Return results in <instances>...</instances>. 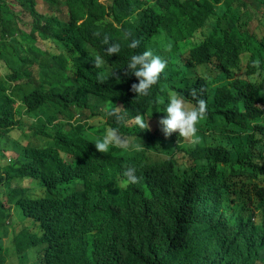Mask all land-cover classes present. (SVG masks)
I'll use <instances>...</instances> for the list:
<instances>
[{"label": "trees", "instance_id": "trees-1", "mask_svg": "<svg viewBox=\"0 0 264 264\" xmlns=\"http://www.w3.org/2000/svg\"><path fill=\"white\" fill-rule=\"evenodd\" d=\"M18 1L24 10L38 14L36 0ZM43 2L49 10L32 21L27 33L17 27L18 14L0 0V64L6 70L0 79V188L21 178L36 180L43 191L37 195L17 186L7 190L5 200L0 196V264L8 258L1 234L7 233L14 206L39 225L38 232L23 228L6 237H11L19 260L23 254L29 260L30 252L39 250L42 264H264V109L256 104L264 101V85L238 81L232 88H215L214 119L225 117L228 125L220 128L218 143L200 153L186 150L183 166L174 160L154 162L151 148L159 132L138 127L145 148L136 155L113 151L90 160L75 133L53 124L67 111L72 91L84 103L93 99L100 86L94 59L108 56L106 36L122 50L132 38L163 32L170 23L181 32L183 24L201 20L193 0H111L107 7L99 0ZM156 5L160 13L153 10ZM62 7L68 8L67 22L59 16ZM38 39L60 50L52 55V65L40 64V90L19 80L29 75L24 68L38 62L39 55L49 56L32 45ZM163 39V54L171 57L179 41L168 44L166 34ZM7 91L25 104L30 116L39 118L38 129L52 133V141L25 133L24 111L12 112L14 99ZM124 109L148 119L133 107ZM14 130L29 142L15 140ZM13 142L21 149L2 165ZM127 167L136 169L137 183L127 181ZM96 173L110 192L111 204L104 202L106 192ZM86 221L93 229L90 237Z\"/></svg>", "mask_w": 264, "mask_h": 264}, {"label": "clouds", "instance_id": "clouds-1", "mask_svg": "<svg viewBox=\"0 0 264 264\" xmlns=\"http://www.w3.org/2000/svg\"><path fill=\"white\" fill-rule=\"evenodd\" d=\"M6 2L18 14L17 27L23 15H29L32 21L37 22L38 16L45 13L38 10V0L35 5L38 14L34 15L24 10L18 0ZM193 2L196 16L201 20L191 25L183 24L181 32L179 26L170 23L164 26L163 32L146 31L140 37L132 38L122 50L119 44L110 43L107 36L104 38V43L108 45V56H95V75L100 80V86L95 89L93 99L84 103L72 91L67 99V111L53 121L54 125L62 126L64 131L76 134L80 148L90 160L113 151H123L130 155L140 153L145 147L141 143L139 127L141 130H151L152 133L159 132L155 146L151 148L156 164L174 160L183 166L187 163L186 150L200 153L206 145L218 143L217 134H223L220 128L228 125L225 117L217 116L214 119L212 88H232L233 83L238 81L264 85V0ZM14 4H18L21 9L14 10ZM42 4L45 11H48L50 5L43 1ZM153 10L157 13L162 11L158 5ZM61 15L59 13L60 18ZM61 19L67 22L69 17ZM163 34L167 35L170 45L174 40L179 41L178 51L168 58L163 55L166 46ZM38 42L32 45L43 48ZM49 43L48 48H43V52L49 56L39 55L38 62L27 65L24 69L29 75L21 76V82L33 88L43 83L44 74L40 64L52 65V55L60 53L53 42ZM53 46L56 47L54 51L50 50ZM230 49L232 53H229ZM6 93L14 99L12 112L24 111L21 126L25 133L29 137L34 135L52 141V133L48 135L46 131L38 129L39 118L30 116L25 104L13 97L10 91ZM186 99L193 101L187 104ZM256 104L264 109L263 100L256 101ZM124 106L143 112L148 119L145 120L140 114L136 116L135 112L129 115ZM105 110L113 124L106 121ZM76 115L81 117L76 118ZM13 132L19 133L17 130ZM124 132L128 136L123 137ZM23 139L27 137L20 134L19 140ZM18 149L21 147L13 142L4 152L5 158L9 162L16 158ZM124 175L129 183L138 182L134 167H127ZM16 179L21 184L15 187L29 188L37 195L43 194L37 188L36 180ZM25 180L31 181V187L22 184ZM261 183L264 186V182ZM7 184V190L13 188L9 182ZM33 223L39 230L38 223ZM41 254L42 251H39V256Z\"/></svg>", "mask_w": 264, "mask_h": 264}, {"label": "rangeland", "instance_id": "rangeland-1", "mask_svg": "<svg viewBox=\"0 0 264 264\" xmlns=\"http://www.w3.org/2000/svg\"><path fill=\"white\" fill-rule=\"evenodd\" d=\"M43 0H38V10L45 12V6L42 4ZM101 3L108 5L110 3V0H100ZM14 10L18 11L21 9V7L18 4H14ZM61 18L63 19H67L68 15H67V8L64 7L63 8V12L61 15ZM36 19V18H35ZM32 22V19L29 15H23L22 19H19L18 21V27L22 28L24 31L29 32L30 31V24ZM38 45L45 48H48L50 46L49 42H45L42 40H39ZM6 73V70L3 68V66L0 65V76L2 74ZM81 116L76 115V118H79ZM87 118V117H85ZM13 137L16 139H20V134L17 132H13L12 133ZM21 142L23 144H27L29 141L26 139L21 140ZM9 160L8 158H5L1 164L5 165L8 164ZM10 186L15 187L16 185H20L21 182L18 179H13L9 182ZM24 186H28L31 187V181L30 180H25L22 183ZM9 187V185L7 183H5L1 188H0V192H1V199L5 200L7 198V190ZM37 193H39V191H37ZM12 212H13V216H11L8 221H9V225L6 226L7 229V233H2L1 236L4 237V241H5V253L4 255L7 256V261L6 264H18V262L20 261L21 264H42V254L39 256V251L38 250H33L30 252L29 256L33 254V257L30 258L29 260L25 259L24 256L26 255H21L23 258L19 260V256L16 253V247L14 244H12L11 242V237L6 239L5 238L11 234H13L14 232H16L17 230H22L23 228H30L31 232H37L38 231V227L31 222L30 219L26 218L22 212L16 207H12ZM6 253H8V255H6Z\"/></svg>", "mask_w": 264, "mask_h": 264}, {"label": "bare ground", "instance_id": "bare-ground-1", "mask_svg": "<svg viewBox=\"0 0 264 264\" xmlns=\"http://www.w3.org/2000/svg\"><path fill=\"white\" fill-rule=\"evenodd\" d=\"M145 34V33H144ZM65 35H68V33H65ZM160 52V51H159ZM164 56L165 55H167V54H163ZM194 89L195 90H197V88L196 87H194ZM212 90H213V92H216V90L214 89V88H212ZM212 92V93H213ZM193 100H189V99H186V103L188 104V103H191ZM79 104H80V102H79ZM105 119H106V121L107 122H109V124H113V120H112V118L108 115V113H106V110H105ZM19 122V121H18ZM125 136H127L126 135V133L124 132V135H123V137H125ZM96 179H97V181H98V183L100 184V187L104 190V192H106L105 194H106V196H105V198H104V202H105V204L107 205L108 203H109V201H108V199L110 200V202H113L112 200V197H110V192H108L106 189H105V187H104V184H103V181H102V179H101V177L98 175V173H96ZM206 188H208V187H206ZM218 188L219 187H217V191H218ZM182 195H185V193L182 191V193H181ZM218 198V196L216 197V199ZM216 199L214 200V203L216 202ZM82 204V200H80V205ZM109 204H111V203H109ZM72 207H76L78 210H79V207H78V204H77V202H73V206ZM215 207V205H213V208ZM29 208H31V207H29ZM35 210H36V208H35ZM34 211V210H33ZM260 212H262V214H263V216H264V212L263 211H260ZM219 219L218 218H216V220H215V222H214V224H215V226H216V228H217V230H219ZM86 223V227H85V229H86V234H87V237H90L91 236V234L93 233V229H92V227L91 226H89V224L87 225V221L85 222ZM234 251L235 252H237V251H239L238 250V248H234ZM250 264H258V263H256L255 261H252V262H250Z\"/></svg>", "mask_w": 264, "mask_h": 264}]
</instances>
